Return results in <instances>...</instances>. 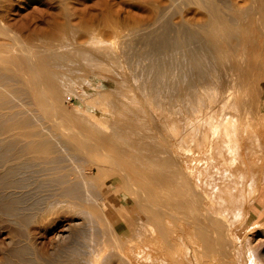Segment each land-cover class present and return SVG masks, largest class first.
I'll return each instance as SVG.
<instances>
[{
	"label": "rangeland",
	"instance_id": "obj_1",
	"mask_svg": "<svg viewBox=\"0 0 264 264\" xmlns=\"http://www.w3.org/2000/svg\"><path fill=\"white\" fill-rule=\"evenodd\" d=\"M143 1H145V0H143ZM143 1L142 0H0V25H1V27H4V29H8V31L18 35L21 38V40H24V41L27 40V41H25V43L28 42V45H30V43L32 46H33L32 43H34V45L36 44L34 47H36L37 45L38 46L41 45L43 47L47 46L46 45L47 40H48V42H47L48 46L49 45L53 46L56 43V39L59 37H61L62 39L66 38V40H64L65 42L66 41L72 42V39H73L74 42L77 41V43H78V41L79 42L82 41V43H84L86 40H88V34L86 33V29H90V30H93V33L96 34L95 35L96 39L99 40L101 37L103 45L105 43V44H109L106 46H110V45H111V47L113 46V49H112V51L110 50V52H114V51L116 52V50H117V52L119 53L120 49H121V51L122 50L124 52L126 51L125 53L122 51L123 54L120 52L119 55H117L118 53L115 55L116 57H118V58H116L117 61L115 60V57L113 55L111 56L110 54H109V57L107 56V59L105 57H104L105 59L104 58L102 59V57H101V59H100L101 62H99L100 63L99 66H102L104 64V62L111 61V63H112V59L115 60V61L113 60V62H114L113 64H111L110 62H108L109 64L106 63L105 64L106 66H104V67H107V68H104L102 66L103 70H105V73H104V71L101 72L100 69L102 67L100 68L98 66L99 69L93 68V67H91V65L88 62H86V60H82V61H85V63L83 62L85 64V66L81 60L80 61L82 64H79L80 61H79V63H77L79 73H80V80L78 81V83H76L77 80H75L74 84L71 83L72 85H68V86H65L63 88L65 95H63V99H62V102H63L62 108L64 109L66 114H69V115H67L69 118V121L72 119L70 122H72V124H74V125L77 124L78 127L82 126L84 124V122H86V120H87V122L91 121V122L95 123L96 125L98 124L100 127H102V130L108 131V127H107L108 123H105L106 120L111 121V119L117 117V115L118 116L120 115L121 119H123L122 117L124 115H127V118H128V117H130V116H128V113L131 114L134 111H136L137 109L138 110L143 109V111H139V112H141V114H139L138 111H136L138 114H136L135 112H134L135 114L134 113L133 114H134V116L135 115L138 116V118L140 115H142V116H140V118L143 117L142 118L143 120L145 118V120L142 121V123L145 122L143 124L145 129L146 128L150 129V130H146L147 132H149V133H147V136L151 135L152 133L154 134V135L152 134V136H155L156 141L154 140V138L152 136L151 137L149 136V138L147 137L148 140L150 141V143L154 144V147H153V145H151L154 148V150H158L159 148L161 149L160 146H162L164 148L163 150L161 149L163 152L169 151L170 148L172 149L169 151V152L172 151L170 154H169V152H167V154H160V156L167 159L169 161V163L172 161L173 165H175L176 163L178 164V165H175V167H174L171 164L172 162L170 163L172 165V167H174V169L172 168L173 172L175 169L177 170V172L175 171L174 173L170 172V173H173V175H175L174 178L180 176V173L183 174L184 176L189 175V177L187 176L188 179L192 178L193 176L194 177L197 176L196 175L197 173H199L200 175H201V173H203L202 175H204V176L198 175L200 177H197V178L193 177L194 179L192 178V181H194V182H195V180H198V179H201V181H202V178H205V176L206 177L209 176V175H206V174H208V172L206 173L205 169L203 168V165L206 163L205 162L206 161L205 156L202 157V159H201V156L205 155V152L200 151L199 153H196L195 150L193 149L194 152L191 151V154H190V152H188L189 148L191 147L188 144L190 142L187 141L188 143H184L183 141H180V137H178V139H177V136L176 137H174L175 135L172 136L173 132H171L172 131L171 127L172 128L176 127L180 134L182 131L184 132L183 129L187 126V123L184 122V119H186L184 117L189 115L188 110L183 108L185 105L183 102L184 100L181 101V97H180L181 92H182L181 89L183 88V86L180 84V82L182 80L180 78V76H181L180 71L181 70L179 69L180 70L179 71L176 67V63H178V60L180 59V55L178 56V54H180V53L178 52L175 54V52H177V51L171 50L174 53L171 54V52H170V55H172V56L174 55L175 58L170 56L169 52H168V55H167V52H163L165 54H160L161 60L160 59L159 60L161 62L162 61L166 62L168 57L174 58L173 59L174 61L178 59L177 62L175 63V65H173V68L170 70V72L171 71L174 72V74H175L174 77L170 76L171 74H173V72L169 73L167 71L168 69L164 68L165 66H162L163 63L158 64L159 67L157 69H160L161 71H162V68H163V70L165 69L164 72L169 73L168 75L164 72H161L162 74H160V70H158L159 73H157L156 69H153V71L154 70L156 71V72L152 71L153 73L148 71V70L152 69V68H150L151 64H149V63L152 62L154 64V62H155L154 59L156 57V56L154 57V55H150V57H149V54H152V50H153V47H151L152 45L150 43H152L156 39L155 38L156 36L161 35L163 32L165 34L168 33V36L169 35L171 37L174 36V37H172L173 39H175L176 37H179L178 32H179L180 27L184 28L185 26L189 25L190 22L192 23L193 20H196L195 18L198 17L199 13H198V10L196 9V8H198V6H194L192 0H182L181 2H180V0H176L177 2L173 1L175 4L172 3L170 0H168L171 2V5H170V2H168L167 0H164V1L163 0H156V1L152 0L154 2L150 1L151 4H149V2H148L149 0H146L148 3L145 1L144 2L145 4L143 3ZM166 1L170 6H166L167 5ZM153 3L155 4V5H153L154 7L152 6ZM172 4H174V5H172ZM159 5H160V7L162 6V8H160V9H162V12L164 10L163 13L166 14L165 17H164V14H163V16L161 15L162 13L159 15V13L161 12V10H159L157 8V7H159ZM155 8L158 9L159 12H158V10H155ZM166 9H168V11ZM194 10H197V11L194 12ZM165 11H167V12H165ZM192 11L194 13H192ZM155 15H158V16H155ZM155 17L157 19H154ZM159 18L160 19L162 18V19L160 20ZM182 18L184 20H181ZM261 18L259 17L255 20L251 19V20H253L252 23L254 24V28L255 29L257 28L256 32L254 30V33L256 35H260V36H258V39H257L258 46L255 48L256 50H254V52H255L254 54H256L257 51H258V53L256 55V58L253 57L252 59H253V61H255V63L258 66H261V69H260V71H258V73L253 72L254 75L252 74L251 75L252 77L250 79L247 80V78H245L247 80L246 81L244 79L245 83H244V80H243V82H241L242 85L240 84L241 86L238 87L239 92L236 91V92H238L236 95L237 98L235 97V99H237V100L239 98H241L240 99L241 101L240 100H239V102L236 101L237 105L241 102V104H239L241 106H239V107L242 108V109L241 108L238 109L237 112H239V110L240 111L243 110V111L239 112L240 114L238 113L239 115L236 114L239 117L236 115H235L236 117L234 116V118H236V120L237 119L239 120V122H237V125L239 128L240 137L237 140V142L239 145H241V144L246 145L247 144L249 146L248 154L245 157V162L247 165V169H246L247 171L245 173H243V175L241 176L243 178V183L242 184H236V186L233 190L235 203L237 204L236 207L234 208L233 211H230L226 217L220 219V221H222L223 223L228 222L227 224H229V223L231 224L228 226H230V229H231L233 236L237 237L239 242H240V244L237 246H240L239 248H241L242 249L241 251H243V252H240L238 257H235V254L233 255L232 253H231V255H228L227 252L225 254L226 255V257H225L224 255H221L220 253H218L216 248H215V250L213 248L210 251L205 250V249L203 250V246H201L202 245L201 240H199V238H197L195 235L196 231H197V228L195 226H197V225L194 224L195 223L194 218H196V220H197L199 217H201L200 219H202V220H200V222L206 220L207 217H205L204 214L207 216L208 212L206 209L208 208L207 207L208 205H207V202L204 203L205 201L202 202L201 204H199L200 202H197V205L201 208L198 210V206H196L197 208H195V209H197L199 211L200 216L198 215L197 210L192 209V208L188 209L187 208L188 205L185 206L189 210L188 212H191V215L196 214L199 217H197L196 215H193L191 217L190 213L187 214V209L184 210L181 206H177V207L173 206L175 209H179L180 212H178V210L176 211L175 209H173L172 206L171 207L169 206L167 208L166 207H162V208L159 207V209H161L162 211L165 210L164 216L166 217V218L163 217L165 219L162 220L163 222L161 223L162 224L161 226L164 227L163 231H165V235H166L168 240H162L157 235L158 234V227H157V224H155L153 221H150L151 223L150 222H142L141 225H140V223H139L140 221H139L137 224V220L140 218L141 212H139L137 210V207L135 206V202L133 199L135 197L134 193L133 194L128 193L123 188H120V186L118 185L119 179L116 180L117 177L115 178V173L113 170H111V172L105 171L99 175L96 172V168H92L93 172L90 173L89 169H88L89 159L87 161L81 157L79 159L80 160L79 161L77 158L79 155L76 156L75 158H73L69 155L71 153L67 154V158L70 156V160L75 162V163L73 164V162H70L69 159H65V160H68V162L67 161L64 162V159H63V161L59 162V165H60V167L65 166L64 167L65 169L66 168L69 169L71 167L70 169L73 170V172H74V174H76V176H73L71 174V170H70V174L72 176L69 175V170H68V172L66 171L68 174L67 176H69V178L68 177L67 178L70 179V180H68V182L74 181L71 184L75 183V185H77V186H79V184H80L81 186H79V187H80L81 191L79 190V192H81L82 194L78 192L77 193L78 195H76V196L72 195L73 197L68 196L67 194H64L65 195L64 196L61 193H64L63 188L65 187V184H62L64 187L61 184H60L61 187L57 184V183H59V178H58L59 176L58 175L61 174L60 173L61 170L55 168L56 171L58 170L57 171L58 175H57V172L55 170H53V168L51 169V166L48 165L47 167H50V168L46 167V169H45V167H44L45 165L43 163L40 164V161L36 163L37 164V166H36V165H34V163L36 162L35 159H32L29 155H27L28 158H26V160H25V159H23V156L24 157H27V156L25 154H23L22 157L21 156L19 157V159L16 158L17 161L13 162V163H15L14 165H16V162H18V160H19V163H17V165L21 164L20 165L21 167H19L17 165L16 166L18 168L22 169V167H23L22 161H25L24 167L27 169L28 163L31 162L28 165L30 168H31V166L32 167L33 166L34 167L40 166L39 168L41 170L39 168H37V169L40 170V172L41 171H43V172L40 173L36 169V167L31 168L32 169L31 171L29 168H28V170H26L24 168L23 170L25 173L23 172V170L21 171L20 169H17V170H15V172L13 171L14 173H17V175H15V174L10 175L9 174L10 176L14 175L15 178L13 176L12 177L9 176L10 177L9 178L7 171L11 168L8 166L11 162H8L9 164L7 163L4 166L1 164L3 168L1 169V167H0V173H1L0 176L3 179V181L0 178V184L1 183H3V184L0 185V190H1L0 193L2 194V195L0 194V200H1L0 201V203H1L0 204V264H68L70 261L73 262L74 260L76 261V262H74L76 264L77 260H78L77 257L79 258L78 261L81 262L79 264H88L89 262H90L89 264H235V263L236 264H246L247 256L245 255L246 252L244 251V249H245L244 246L250 247L251 254L252 255H253V253L255 254L252 256L254 259L251 257L255 261V263H258V260L260 259L261 263L264 264V56H262V58H261V53H262L261 51L264 50V44H262V43H264V41H260V40L264 39V36H262V35H264V32H260V28H258L260 26L257 27V25L262 24L261 20H264ZM152 20H154L153 21L154 23L152 22ZM159 20H160V22H158ZM117 21L119 23L121 22V24H118ZM259 21H261V23H259ZM108 22H109V24H108ZM112 22H113V24H114V22H115V24H117L116 25L117 28L119 27L118 25H120L121 28L117 29V31L119 32L120 35L124 34L122 32L123 31L125 32V30H126L125 35H127L128 33H129V35L127 37L122 36L120 38L113 36V35H116L114 33H113V35H112V33L110 35L109 34L110 30H108V27L110 26V24L113 25ZM166 22H167V24H166ZM106 23L108 24V26ZM151 24L152 25L156 24V26H154V28H153ZM180 24L183 25V27L179 26ZM133 25L134 26L136 25V27H134ZM141 25H143V26L141 27ZM147 25H148V27H147ZM131 26H133L134 28ZM170 26H172V27L170 28ZM129 27H130V29H129ZM137 27L140 29L141 32H139V30H136V29H138ZM262 27H264V25L261 26V29H264ZM141 28L142 29L148 28L149 30L146 29L147 30L146 31L144 29L142 31ZM172 29H173V31H172ZM131 30L132 31L136 30V31H138V33L136 31L131 33L132 32ZM120 31H122V32L120 33ZM144 31H146V32H144ZM160 31H161V33H160ZM175 31H176V34H174ZM153 32H156V33L154 34ZM257 32H259V33L257 34ZM139 35H140V37H139ZM1 36L2 35H0V39H1L0 45L5 44L9 48H11L10 45L7 44V41H8L7 38L3 39L5 36H3V38H1ZM64 36H65V38H63ZM142 36H145V37H142ZM148 36H150V37H148ZM67 37H69V38H67ZM123 37H125V38H123ZM145 38H146V40H145ZM256 38H257V36H256ZM104 39H105V41H104ZM124 39H126V40H124ZM150 39H152V40H150ZM2 40H7V41L4 42ZM28 40H30L31 42ZM101 40H99V41H101ZM108 40H110V41L108 42ZM57 41H58V39H57ZM64 41L62 40V42H64ZM142 41H145L147 44L145 42H142ZM148 41H150V42H148ZM58 42L56 43L57 48H59L58 45L59 46H60V44L62 45V43H58ZM69 42L67 44H65V43L64 44L70 45L71 43H69ZM134 42H135V44H134ZM3 45L1 47H3ZM125 45H127V47ZM134 45H135V49H132V48H134ZM191 46L193 47L192 44H191ZM53 47L56 48L55 45ZM111 47H107V48H111ZM129 47H132V48H129ZM260 47H261V49H260ZM4 48H5V46H4ZM4 48H0V49H2V51H5ZM9 48H7L6 51ZM103 48H105V46ZM115 48H116V50H115ZM9 50L11 51L12 48ZM131 50L134 53V54L131 53V54H133L132 55L133 57L129 53V52H131ZM141 51L142 52L144 51V52L142 53ZM138 53H140V54H138ZM120 54H122V55H120ZM124 54L127 55L126 57L131 59L130 62H129L128 58L124 59V58H126ZM140 55H142V56H140ZM161 55H163L164 57H166V55H167L168 57H166V59H165ZM176 55L178 58L176 57ZM262 55H264V53H262ZM110 56L112 57V59H110ZM121 56H122V58H120ZM157 57L159 58V56H157ZM158 58L156 60H158ZM163 58L165 60H163ZM108 59H110V60H108ZM140 59H141V61H140ZM138 60H139V62H138ZM122 61H124L126 63V65ZM259 61H260V64H259ZM115 63H117V64H115ZM122 63H123V65H122ZM132 63H133V65H132ZM86 64H88V65H86ZM79 65H83L82 67H84V68H82ZM112 65L113 66L122 65L120 68H119V66H118V68H115L118 70L120 69L121 73L118 70H117L118 73H114L115 69H113L114 67L113 68L111 67ZM146 66H147V68L149 67L150 69H147ZM177 66H178V64H177ZM142 67H144V68H142ZM111 68L113 69L114 72L111 71L112 70ZM83 69H85L86 73H85V71H83ZM94 69H95V71H94ZM108 69H111V70H109V72L111 71L110 72L111 75L108 74L109 73ZM175 69L178 70L179 72L176 71ZM122 71H124V73ZM126 72H127L128 76L126 75ZM145 72L147 74H145ZM149 72H150V74H149ZM83 73H84V76H83ZM96 73H98V74H96ZM112 73H114L115 76ZM86 74H87V76H86ZM105 74H106V77L104 76ZM154 74L158 78L160 77L159 78L160 80L158 79V81H160L159 85L156 82H155L156 84H153V82L151 80V79H154L155 81H157V78L155 79ZM165 74H166V76H165ZM176 74H180L179 78L177 77L178 75H176ZM107 75L109 77H107ZM124 75H125V78L123 79ZM141 75H142V77H141ZM143 75L144 76L146 75V76L144 77ZM147 75H148V78H147ZM81 76L85 80H83ZM85 76L87 79L85 78ZM116 76L117 77L120 76V78L118 77L119 78L118 79ZM133 76H135L136 78L134 79ZM169 76L171 77L170 79L173 78L172 82H174V83H171V80L168 79ZM127 77H128V79H127ZM152 77H154V78H152ZM109 78L110 79L112 78V80H110ZM138 78H140V79H138ZM113 79H114V81H113ZM117 79L121 80V81L118 82ZM147 79H148V81H147ZM161 80L164 83H161ZM149 81L151 82V84H153V86L156 85V86H154L156 88V89L154 88L156 90V92L151 87L152 85L151 86L149 85L150 87H148V84H146V83H149ZM177 81L179 82L178 84H177ZM124 82L127 84H125ZM143 82H145V83H143ZM247 82H249V83H247ZM166 83H168V85ZM246 83L248 85H245L246 87H244L243 84H246ZM252 83H253V85L251 86ZM77 84H79V85H77ZM139 84L140 85L142 84V85L140 86ZM144 84H145V87H144ZM162 84H165L166 88L164 87V85L162 86ZM114 85L115 86L117 85V86L115 87ZM171 85H173V86L171 87ZM160 86L162 89L160 88ZM180 86H182V88ZM127 87H129V88H127ZM158 87H159V89H158ZM168 87H170V88L168 89ZM173 87H176V88H173ZM141 88L146 90V92L148 91V94L144 90H142ZM147 89H149L150 91ZM151 89H153V91ZM160 89H161V91H163V93L166 89L167 90L173 89L172 91L174 92V90H175V92L174 93L172 92V94L171 93L168 94L169 91L166 90L165 94H162L159 91ZM116 90L119 91V93L120 92L121 93L119 94ZM127 90H128V92H127ZM180 90H181V92H180ZM70 91L72 92L71 94H70ZM114 91H116L117 93ZM129 92L131 94H129ZM153 92H155V93H153ZM156 93L158 96L156 95ZM122 94H124V95H122ZM149 94L151 95V98H150ZM159 94H161L162 96H160ZM211 94H212V92H210V95ZM128 95H129V98H132V96H133L134 100L128 98V100L130 102L127 101L126 96L128 97ZM146 95H148V96H146ZM167 95H169V96H167ZM117 96L118 97L124 96L126 98L125 100L127 102L124 101L125 102L124 107H127V108H124L125 110L122 109V107L117 106V105L112 106V104H114L116 100H122V97L118 98ZM170 96L172 97L171 101H170ZM248 97L250 99L249 101L247 99ZM113 99H116V100H113ZM153 99L155 100V102H154L155 105L153 104V101H154ZM243 99H245V101ZM131 100H132V104H131ZM135 100L138 102H136ZM134 101H135V103H134ZM151 101H152L151 105L148 106V103L150 104ZM242 101H244L245 103L250 102L249 107H248V105L246 106V104ZM140 104L142 107L139 106ZM158 104H159V106H157ZM236 104H235V106L237 108L238 106ZM242 104H243L244 108H243ZM107 105L111 106L112 109H111V107H109ZM138 107L139 108L141 107L142 109L141 108L139 109ZM171 107H172V109H171ZM65 108H66V110H65ZM129 109L132 111L134 109L135 110L130 113ZM111 110H113V111H111ZM160 110H162V111H160ZM183 110H185V111H183ZM186 111H187L188 115H186L187 114V113H185ZM154 112L155 113L157 112V113L154 114ZM181 112H184V114L186 116L181 115L182 114ZM125 113H127V114H125ZM159 113L161 115L160 118H159ZM174 113H176V114H174ZM178 113L182 117H180V115ZM149 114H150V116H149ZM81 116H82V118H81ZM134 116H133V118H137ZM151 116H152V118H151ZM73 118L75 120L77 119L81 123L79 124V122L77 120H76L77 121L76 122ZM79 118H81V120ZM130 118L132 119V120L131 119L130 120L133 121L132 116ZM140 118L138 120L134 119L135 122L137 121L136 123L133 121V123H135L136 125H134L132 123V126H133L132 127V133H134V135L133 134L132 135L137 137L141 133V135L139 137H141L142 139L141 140L139 139V140L141 142H143V141L146 142L147 138L143 136L144 135L143 131H139V134L137 133V131L140 130V128H142ZM157 118H159V119H157ZM164 118H165V120H164ZM168 118H170V122H167V121H169ZM103 119H105V120H103ZM124 119H126V116ZM182 120H183L184 124H183V122H181ZM138 121L140 122V126H137V124L139 123ZM146 122L148 123V125ZM151 122H152L153 126L156 128L151 126L152 125V124H150ZM67 123H69V122H66V124ZM175 123H177V124H175ZM174 124L177 126H175ZM63 125H64V123H63ZM68 125L70 126L71 124L64 125V127L68 126ZM60 127L62 129V126H60ZM151 127H152V129H151ZM133 129H135V131ZM145 129H142V130H145ZM62 130H64V129H62ZM158 130H160V132ZM64 131L66 132V130H64ZM152 131H155V132H152ZM135 132L137 133V135H135ZM158 134L160 135V137H158L159 136ZM132 135L130 136V138H136V137H133ZM165 136L169 137V139L166 138ZM139 137H137V138H139ZM143 138H146V139H143ZM174 139H175V141H174ZM148 140H147V142L149 144ZM166 140H168L169 144H167L168 142ZM239 140L241 142H239ZM154 141H155V143H154ZM178 141L181 143L180 144L181 146H183V144H185L182 149L179 147L180 145L178 144ZM258 141L260 142L259 144H258ZM139 142L137 143L138 145L136 144L139 148H141L140 146H142V145L144 146V144L147 143V142L146 143L143 142L142 144H140L141 142L140 143ZM156 143H158L159 148H158ZM175 143H176V145H175ZM148 144H147V146H148ZM155 144L157 147L155 146ZM161 144H163L165 146L169 145V150H166L165 149L166 147L161 145ZM171 144H173V146L174 145L175 146L170 147ZM186 144H188L190 147L188 145L186 146ZM238 144L237 145L232 144V145H235L237 147ZM151 146L148 148L145 145L144 147L148 148L149 150L146 148L145 149L148 150V152L152 153V151H154V150L151 149L152 148ZM187 147H189L188 150H186ZM191 148H193V146ZM65 152L67 153L68 151H65ZM173 152L175 153L174 156H173V154H174ZM187 152L190 155L188 158H187V156H188ZM171 154H172V157L175 158V156H176L177 158L172 160L173 158L168 156V155L171 156ZM74 156H75V153H74ZM29 157H30V159H32L31 161L29 160ZM89 157L91 159H95L97 162L99 161L100 163L105 164V159L103 157H98V155L95 153L90 154ZM20 158H22V159H20ZM195 158L198 160V162ZM231 158H232V155L228 156L229 160ZM233 158H235V160H234L235 163L238 162L237 160L240 159L238 155H235V157L233 155ZM233 158L231 159L232 160V163H231L232 168L235 165L239 164V162H238V164L237 163L235 164L233 162ZM236 158H239V159L236 160ZM27 159L29 160V162ZM76 159L79 161L78 164H76L77 163ZM182 159L184 161H182ZM20 160L22 163L20 162ZM33 160H35L34 163H32ZM74 160H76V161H74ZM161 160H163V159L161 157H159L158 162L156 160V162L158 163L157 164L154 160H153L154 161L153 162L151 159V161H150L152 163L151 166H149L150 163H146V162L145 163L151 169H155L156 166L160 165ZM186 160H188V161H186ZM201 160H203V162ZM200 161L202 162V164H200L201 163ZM62 162L69 163L71 166L69 167L68 166L69 164L66 165ZM186 162H189V163L187 164ZM13 163L10 166H12ZM60 163H62V165ZM153 163H154V167H153ZM183 163H186L185 167H184ZM30 164H33V165H30ZM170 164H168L169 167L165 165L166 167H164L165 168L164 172H168L166 169H168V170L170 169ZM179 165H180V167H177ZM190 165H192V166H190ZM7 166L9 169L6 168ZM41 166H43V167H41ZM4 167L6 168L7 171L5 170ZM17 167H15V168L12 167V168L16 169ZM187 167H188V169H187ZM191 167L194 169L190 171V169H192ZM199 167L203 168V172H202V170L199 169ZM178 168L181 169V172H178L180 170ZM34 169H36L37 172H34L35 171ZM49 169L53 170L50 172V176L48 174H45L47 172L49 173V171H50ZM185 169H187V171ZM16 171H18L22 175L20 174L21 175L20 176L19 173ZM54 171L56 172L55 173L56 175L51 174ZM38 172L40 174H43L45 172L43 175H48L47 177H44L46 179L49 177L47 179L48 181H49V179L51 180V178H53L52 175H54V179H52L53 181L51 180L48 182L46 180L47 183H45V179L41 178L42 175L40 176V174H34V173H38ZM27 173L30 176L27 175ZM6 174H7V177L6 176H5V178L2 177ZM24 176H27V177H24ZM56 176H58V177H56ZM55 177L58 178V180L55 179ZM75 177L78 178V179L77 178L76 179L79 182V184H78V182L77 183L75 182V180H76ZM6 178H9V179L12 178V179L10 181L9 179H6ZM22 178H23V181L21 180ZM24 178H25V180H24ZM31 178H33V179H31ZM174 178L172 181V187H170L168 189L169 192L167 191V189H165L167 191L165 193H167V194H165L163 192V194L160 195V193H161L160 191H165L164 189L163 190L162 189L161 190H154L155 192L154 191H153L154 193L152 192L151 198L149 197L150 200H152V199L156 200L155 197L157 198V196L159 197L162 195H164V196L169 195V196H171V198L173 197L172 199L174 200L173 201L174 203L176 201L179 202V200L181 199L180 195L182 193V192L180 193V191H182L183 188L184 189L190 188L191 190L193 189L191 184H190V186L186 185L180 190V188H178V187H180L179 186L180 184L177 186L178 183L175 184L176 179H174ZM178 178H177V182L179 180ZM39 179L41 182L39 181ZM43 179H44V181H43ZM4 180H6V181H4ZM16 180L22 181L23 182V183L21 182L22 185H21V183H19L20 181L18 182L19 183L18 184L16 182ZM54 180H55V182H54ZM190 181H191V179H190ZM201 181L196 182V183H198L200 188L203 187V184ZM70 182H69V184H70ZM12 183H14V184H12ZM148 183H149V186L153 185V182L151 183V181H148ZM4 184H6V185L9 184L7 186L8 188ZM10 184H11V188H10ZM42 185H45V186H42ZM49 185H50V187H49ZM66 185H68V184H66ZM173 185L176 186V187H174V188H176V190H177V188H178V190H180L179 191L180 195H179V193H176V190H174ZM18 186L21 188H19ZM23 186H25V187H23ZM56 187H58V188L56 189ZM2 188H5L6 190H8V191L5 190L6 194ZM9 188L10 189L16 188V189H15V191L13 189H12L13 191H11ZM30 189H32V190H30ZM143 189H145V188H143ZM170 189L172 190L173 193H170V191H171ZM2 190H3V193L5 194V196L8 195L7 192H11V194L10 193L9 194L11 195L10 199L14 202L13 204L11 203L12 201L9 200V198H8L10 195H8V197H6L7 198L6 199L3 196L4 194L2 193ZM17 190H19V191H17ZM202 190H203V188H202ZM30 191H32V192H30ZM112 191H113L112 194H114V195L111 194ZM143 191L141 190L140 193H142ZM17 192L18 193L20 192V193L18 194ZM98 192L101 195H99ZM191 192L193 193V194H191V196H195V195L198 196L200 194V192L197 189H193V191H191ZM40 193H42V194H40ZM189 193H188V197H190ZM17 194L19 195V197L21 199L18 197ZM172 194H174L176 197L179 196L180 199H178V198L174 199L175 196H173ZM177 194H178V196H177ZM60 195H63V196H60ZM141 195H143V193ZM108 196H110L109 200L107 199ZM1 197H3L6 200L2 201L3 199H1ZM40 197H41V199H40ZM50 197H52L53 199H51ZM18 199H20L21 203L18 201ZM40 200L41 201L43 200L42 201L43 204ZM153 200H152V202H153ZM237 200H238V203H237ZM8 201L9 202L11 201V202L9 203ZM50 201H52L55 205L52 206L53 203L50 204ZM108 201H111V202L108 203ZM4 202H5L6 206H8L7 204H9L11 206V209H10V206L8 208H6V206L4 207ZM22 202H24V203H22ZM44 202H47L46 205L50 206L51 211L47 209L48 206H46ZM48 202H49V204H48ZM117 204H118V206H117ZM12 205L13 206L15 205V206L13 207ZM120 205H123V206L119 207ZM178 207H181L183 209V211H185V212H183L181 210V208H178ZM188 207H190V206H188ZM168 208H170V209L172 208L171 209L172 213H173V210H174V212L176 211L175 215L171 213L172 216L171 215L169 216L171 210H167ZM123 210L127 211V213H128L127 216H125V213H123ZM192 210H195V212H197V213H193L194 211H192ZM200 210H202V211H200ZM4 211H8V212H4ZM168 212H169V214H168ZM177 213H179L178 217H177ZM183 213L185 214V216L188 215L189 218H191V220L193 219L192 222H191V220H189V221L186 220L187 216L184 217L185 218L184 219L182 217L184 215ZM138 215H139V217H138ZM127 218H128V221H127ZM189 218L187 217V219H189ZM130 220H132V221L136 220L135 221L136 223L133 222V223H135V224H133L132 221H130ZM124 221H126V222H124ZM187 222L189 224H187ZM122 223H123V226L118 228ZM125 223H127L128 225L130 224L131 227L129 228V226L127 224L125 225ZM190 223L193 226H191ZM67 225H69L68 226L69 228L66 227ZM187 225L190 227H188ZM108 226H110L111 228L109 227L110 229H108ZM192 227L193 228L195 227V228L193 229ZM66 229H68V230L65 231ZM107 229H108V231L109 230L110 231L108 232ZM179 229H181V230H179ZM193 231L195 232V234H193L194 233ZM67 232H68V234H67ZM65 234H67V235H65ZM168 236H169V238H168ZM197 239L199 240V242ZM170 241L172 242L171 245H170V243H171ZM163 242H165V243L163 244ZM166 242H168V243H166ZM246 243H247V245H246ZM26 245H27V247H28V245L30 247L27 248V247H25ZM17 247H18V249L15 250ZM20 247H22V248H20ZM164 247H166V248H164ZM24 248L26 250H28L29 248L30 249L28 251H26ZM21 249H24L26 253L24 254L23 253L24 251H22ZM19 250L22 251V252L20 251V254L22 255V257L16 258L15 255L17 253H19ZM212 250H214L215 252L217 251V253H215ZM11 251H12L13 255L10 254ZM13 252H17V253H13ZM18 255H17V257H19ZM221 256H224V257H221ZM257 256L260 258H258ZM186 257H187V259H186ZM256 258H258V259H256ZM152 259H154L153 262H150V261H152ZM172 260H173V262H172ZM155 261H157V262H155ZM71 262L69 264H72Z\"/></svg>",
	"mask_w": 264,
	"mask_h": 264
},
{
	"label": "bare ground",
	"instance_id": "obj_2",
	"mask_svg": "<svg viewBox=\"0 0 264 264\" xmlns=\"http://www.w3.org/2000/svg\"><path fill=\"white\" fill-rule=\"evenodd\" d=\"M145 1H143V3ZM150 1H152V0L148 1L149 4H151ZM154 1H156V0H154ZM154 1H152V2H154ZM167 1H166V3H167ZM170 1L172 3H174L173 1L177 2L176 0H170ZM170 1H168V2H170ZM181 1L182 0H180V2ZM171 2H170V5H171ZM192 2L194 4V6H198V8H196V9L198 10L199 14H198V17L195 18L196 20H193L192 23L190 22V24L185 26L184 28L180 27L179 32H178L179 37H176L175 39L172 38L174 36L171 37L169 35L171 37L170 38L168 36V33L165 34L163 31H162L163 33L161 35H159L161 33V31H160V33L158 34L159 36H156L155 37L156 39L152 43H150L152 45L151 47H153V50H152V54H149V57H150V55H154V57L156 56L155 59L153 58L155 60V62H154V64L152 62L149 63V64H151L150 68H152V69H150L149 67L147 68V66H146V68L150 69L148 71H150L151 73H153L155 71V70L153 71V69H156L157 73H159L158 70H160V69H157L159 67L158 64L163 63L164 65L162 64V66H165L164 68L168 69L167 71L169 73H171L173 71L170 72V70L173 68V65H175V63L177 62L178 59L174 61L173 59L175 57H174V55L173 56L170 55V52L172 54V53H174L172 51L176 50L177 52H175V54L178 52L180 53V54H178V56L180 55V59L178 60V63H176L177 69L181 70V71L179 70L181 72L180 78L182 79L181 80L182 83L180 82V84L183 86V88H182V86H180L182 88V89L180 88L182 90V92L180 90V92H181L180 97H181V101L184 100L183 102L185 105L183 108L188 110L189 115H188L187 111L185 113H187L186 115H188V116H186L184 114V112H181L182 113L181 115L186 116V117H184V118H186V119H184V122L187 123V126L185 125L186 127L183 129L184 132L182 131L180 134L176 127H173L174 129L171 127V130H172L171 132H173L172 136H174V135H175L174 137L177 136V139H178V137H180V141H183L184 143L190 142L188 144L191 147L193 146V148H191L188 144H186V146L188 145L190 147V148L187 147V149H186V150H188V148H189L188 152H190V154H191V151L194 152L193 149L195 150L196 153H199L200 151L205 152V155H203L204 153L202 154L203 156H201V159H202V157L205 156V160H206L205 162L206 163L204 162L205 164L203 165V168L205 169L206 173L208 172V174H206V175H209V176H207V177L205 176V178H202V181H201V179H198V180H195V182L192 181V178L194 177L193 175H192L193 177L190 178L191 181H190V179L187 178V176L189 177V175L184 176L181 173H180V176H178L179 178L178 177L174 178L175 175H173V173L175 171L177 172V170L175 169L173 172V169H174L175 165H178V164L176 163L175 165H173V162L171 161L172 163L171 162L170 163L174 166V167H172V165L169 163V161L167 159L160 156V154H167V152H169L172 149L170 148V150H169V145L165 146V145L161 144V145L166 147L165 148L166 150H169V151L163 152L162 150L164 148L162 146H160L162 149L161 150L158 146V143H156L159 149L154 150V148H153L154 144H151L150 141L148 140L149 136L151 137L153 133L152 134L150 133L151 135L147 136V133H149V132H147L146 130H150V129L149 128L145 129V127L143 125L145 122L142 123V121H144L145 118H144V120L142 119L143 117L140 118V116H142V115L139 116V118L141 119V124H142L141 127L142 128H140V130H138L137 133L139 134V131H143V133H144L143 136L146 138L148 137L147 140L149 141V144H148L147 140H146L147 143L143 141L144 143H146V144H144V146L146 145V147L149 148L151 145H153V147L151 146L152 147L151 149H153L154 151H152V153H150V152H148L149 149L144 147L143 145H142L143 147L140 146L141 148H139L137 146L138 145L137 143L142 139L141 137H139L141 135V133L137 136L139 138H137L136 136H133L134 133H132V127H133L132 123H133L134 119H136V120L139 119L138 116H136V115L134 116V114L135 113L141 114V112H139V111H143V109L141 108L142 107L141 104L139 106H141L140 108L142 110L137 109L136 111H138V113L136 111H134L135 109L133 110L135 113L129 109L130 110L129 112L130 113L133 112L134 114L128 113V116H130V117L132 116V118H133V116L137 117V118H133V121H131L132 119L130 117L127 118V115H124L122 117L123 119H121L120 115L119 116L117 115V117L111 119V121L106 120L105 123H108L107 124L108 131L102 130V127H100L98 124L96 125L95 123H93L91 121L87 122V120H86V122H84V124L80 127H78L77 124H75V125L72 124V122H70L72 119L69 121V118L67 116L69 114H66V112L62 108V103H63L62 99H63V95H65L63 88L65 86L72 85L71 83L74 84L75 80H77L76 83H78V81L80 80V73H79L77 63H79L80 60L81 61L86 60V62H88L91 65V67L99 69V67L101 68L102 66L103 67L106 66L105 65L106 63H108V62L111 63V61L104 62V64L102 66H99L100 65L99 62H101L100 61L101 57H102V59L104 57L107 59V56L109 57V54H110L111 56L113 55L115 57V60H116V58H118L115 56L118 53L116 48H115L116 52L115 51L110 52V50L112 51L113 46L112 47H111V45L106 46L109 44H105V43L103 45L101 37L99 39L101 41L96 39V36H95L96 34L93 33V30H90V29H86V33L88 34V40H86L84 43H82V41L81 42L78 41V43H77V41L74 42L73 39L70 37L72 39V42L71 41L70 42L68 41V42L71 44L65 45L68 42L66 41L67 42L66 43L64 41V40H66V38L64 36L63 38H65V39H62L61 37L57 38L59 42L56 39V43L57 42L62 43V45L60 44V46H59L57 44L59 47V48H57L56 43H55L54 45L56 48H54L53 47L54 45L48 46V44H47L48 40L46 42L47 46H45V47H43L41 45H39L40 47L38 45H37L38 47L37 46L34 47L36 44L34 45V43H32L33 44V46H32L30 43L31 42L30 40H28V41H30L29 42L30 45H28V42L25 43V41H27V40H25V41L21 40V38L18 35L8 31V29H4V27H1V25H0V35H2L1 38H3V36H5L3 39L7 38V40L9 42L7 40H2V41H4V42L7 41V44L10 45V47L12 48V50L10 51L9 49H11V48H9L7 45H5V44L3 45L2 43L1 44L3 45V47H1L2 45H0V48H4V46H5V48H4L5 51H2V49H0V165L2 164L4 166L8 162H11L10 164L8 163L9 164L8 166L11 168L9 169L8 166L6 167L9 169L8 171L4 167L5 170L7 171L8 177L11 174L17 175V173H14L15 170L20 169L22 171L25 168L24 167L25 161H22L23 162L22 169L17 167V166L21 167L20 166L21 164L17 165V163H19V160H18V162H16L17 166L14 165L15 163H13V162L17 161V159H19L20 156L22 157L23 154H25L26 156L29 155L32 159L36 160L35 163H34L35 160H33V162H32L36 166H37L36 163L40 161V164L43 163L45 165V166L43 165L45 167V169L49 165V166H51V169L53 168V170H55V171H56L55 168L61 170L60 175H58V172H57L58 170L56 171L57 175L59 176V177L56 176L59 178V183H57V182L56 183L60 187L62 184H65V187L62 185L64 187L63 188L64 193H61V194H63V195L67 194L68 196H71V197H73L74 195L75 196L78 195L77 193L80 190L79 186H81V185L77 181V179H78L77 177H75V179L77 178L75 180V182L76 183L78 182L79 186L75 185V183L71 184L74 181H71V182L69 181L71 185L69 184L68 180H70V179H68L69 176H67L68 170H69V175L72 174L73 176H76V174H74L73 170L70 169L71 165L69 163H64L65 161L68 162V160H65V159L70 160V156L75 158L78 155H79L77 157L78 160L81 157L87 161L89 159L88 169H89L90 173L93 172L92 168H96V172L99 175L105 171L111 172V170H113L115 173V178L117 177L116 180L119 179L118 185L120 186V188H123L128 193H132V194L134 193L135 197L133 199L135 202V206L137 207V210L139 212H141L140 218L139 219L137 218L138 219L137 224L139 221H140L139 222L140 225L142 224V222L153 221L155 224H157V227H158V234L157 235L162 240H168V239L165 235V231H163L164 227L161 226L162 225L161 223L163 222L162 220L166 218L164 216L165 210L162 211L161 209H159V207L160 208H162V207L167 208L169 206L170 207L171 206L172 207L173 206L174 207L181 206L184 210L187 208L188 209L189 208L195 209V208H197L196 206H198L197 202H200L199 204H201L202 202L205 201L204 203L207 202V205H208L207 206L208 208L206 209L208 213H207V216L205 214H204V216L207 218L205 221L200 222V220H202V219H200L201 217H199L200 214H199L198 210L201 207L198 206V210L197 209H195V210L198 211L199 216H197L196 214H193V215H196L197 217H199L197 220H196V218L193 217L194 221H195L194 224L197 225L198 227L194 225L197 228V231L195 234V232H194L195 230H194L193 234H195L196 237L199 238V240H201V243H202L201 246H203V250L205 249V250L210 251L211 249L214 248V250H215V248H216L218 253H220L221 255H224L225 257H226V255H225L226 252L228 255H231V253H232L233 255L235 254V257H238L240 252H243V251H241L242 249L239 248L240 246H237L240 244V242H239L237 237L233 236L231 229H230V226H228L231 224L230 223L227 224L228 222L223 223L222 221H220V219L226 217L229 214V212L233 211L234 208L236 207L237 204L235 203L233 190H234L236 184H242L243 183V178L241 176L243 175V173H245L247 171L246 170L247 165L245 162V157L248 154L249 146L247 144L246 145H243V144L239 145L237 142V140L240 137V135H239L240 132H239V128L237 125V122H239V120L237 119L238 120L237 121L236 118H234V116L243 110H241V111L239 110V112H237L238 109L241 108V107H239V106H241V105H239V104H241V102L237 105L236 101L239 102V100L241 98H239L237 100V99H235V97H236L237 93L239 92L238 87L242 85L241 82H243V80L245 78H247V80L250 79L252 77L251 75L253 74V72L258 73V71H260V69H261V66H258L255 63V61H253V59H252L253 57L256 58V55L258 53V51H257V53L254 54L255 53L254 50H256L255 48L258 46L257 39H258V36H260V35H256L254 33V30L256 32L257 28L256 29L254 28V24L252 23L253 20H251V19L255 20L259 17L260 18L262 17L261 19H264V0H192ZM174 4H172V5H174ZM153 5H155V4L153 3L152 6ZM170 5L167 3L166 6H170ZM157 8L159 10H161L159 15L162 13L161 15L163 16L164 10L162 12V9H160V8H162V6L160 7V5H159V7H157ZM158 9L155 8V10H158ZM168 9H166V10L168 11ZM159 10H158V12H159ZM197 10H194V12ZM167 11H165V12H167ZM194 12L192 11V13H194ZM165 15L166 14H164V17H165ZM155 16H158V15H155ZM154 19H157V18L155 17ZM160 20L158 22H160ZM181 20H184V19L182 18ZM153 21L154 20H152V22ZM261 21H262V24L257 25V27L260 26V27H258V28H260V32H264V29H261V26L264 25V20H261ZM261 21H259V23H261ZM108 24H109V22H108ZM108 24H107V26H108ZM112 24H113V22H112ZM118 24H121V22L120 23L118 22ZM156 24L155 25L151 24V25L154 28V26H156ZM166 24H167V22H166ZM181 24L179 26L183 27V25H181ZM113 25L110 24V26H109L110 28L108 27V30H110L109 31L110 35H111V33H112V35L114 33L116 35H113V36H116L119 38L122 36L127 37L129 35V33L127 35H125L126 30H125V32L120 31V33L121 32L124 33V34L120 35L119 32L117 31L118 28H121L120 25H118L119 26L118 28H117V26H116L117 24H115V22ZM133 26H131V27H133ZM142 26L143 25H141V27ZM134 27H136V25ZM147 27H148V25H147ZM171 27L172 26H170V28ZM262 28H264V27H262ZM129 29H130V27H129ZM144 29L146 30L148 28H143V29L141 28L142 31ZM136 30H139V32H141L139 28ZM136 30H134V31H136ZM134 31H132L131 33H133ZM146 31H144V32H146ZM172 31H173V29H172ZM136 32L138 33V31H136ZM153 33L155 34L156 32H153ZM258 33L259 32H257V34ZM174 34H176V31ZM256 36H257V38H256ZM262 36H264V35H262ZM125 37H123V38H125ZM139 37H140V35H139ZM142 37H145V36H142ZM148 37H150V36H148ZM67 38H69V37H67ZM62 40L64 42H62ZM124 40H126V39H124ZM145 40H146V38H145ZM150 40H152V39H150ZM0 41H1V39H0ZM104 41H105V39H104ZM109 41L110 40H108V42ZM260 41H264V39H262ZM142 42H145V41H142ZM148 42H150V41H148ZM134 44H135V42H134ZM191 44L193 45V47L191 46ZM262 44H264V43H262ZM104 46H105V48H103ZM125 46L127 47V45H125ZM6 47L9 48L7 51H6V49H7ZM107 47H111V48H107ZM129 48H132V47H129ZM132 49H135V45H134V48H132ZM260 49H261V47H260ZM122 51L120 49L121 53H122ZM163 52H167V55L169 52V55L174 57V58H170L166 55V57H168L166 62L165 61H164L165 63L163 61L161 62L160 61L161 60L160 54H165ZM261 52L264 53V50H262ZM119 53L117 55H119ZM129 53L130 54L133 53L132 50ZM262 53H261V58H262V56H264V55H262ZM122 54H120V55H122ZM133 54H131V56ZM138 54H140V53H138ZM111 56H110V59H112ZM126 56L127 55H125V57ZM140 56H142V55H140ZM157 56H159V58ZM161 56H163V55H161ZM166 57H164V58L166 59ZM176 57H177V55H176ZM120 58H122V56ZM127 58L128 57H126L124 59H127ZM157 58H158V60H156ZM164 58H163V60H165ZM110 59H108V60H110ZM113 60L114 59H112L111 64L114 63ZM128 60L130 62L131 59L128 58ZM81 61L79 64H82L83 62L85 63V61H82V63H81ZM140 61H141V59H140ZM122 62H124V61H122ZM138 62H139V60H138ZM115 64H117V63H115ZM124 64L126 65L125 62H124ZM177 64H178V66H177ZM259 64H260V61H259ZM86 65H88V64H86ZM122 65H123V63H122ZM122 65H118L119 68ZM132 65H133V63H132ZM79 66L82 67L83 65H79ZM84 66H85V64H84ZM115 66L112 65L111 67L112 68L114 67L113 69L118 68V66H116V67ZM103 67L100 70H101V72L104 71V73H105V70H103ZM82 68H84V67H82ZM104 68H107V67H104ZM142 68H144V67H142ZM111 69H108V72ZM113 69L111 70L112 72H114ZM117 70L118 69H115L114 73H118ZM164 70L162 68V71L160 70V74H162L161 72H164ZM178 70H176V71H178ZM83 71H85V69H83ZM94 71H95V69H94ZM118 71L121 73L120 69ZM110 72L108 73L109 75H111ZM122 72L124 73V71H122ZM150 72H149V74H150ZM85 73H86V71H85ZM114 73H112V74H114ZM164 73H166L167 75L169 74L167 72H164ZM96 74H98V73H96ZM106 74L104 75L105 77H106ZM145 74H147V73L145 72ZM155 74H154V77H155V79L157 78V81H158V79L160 77L158 78ZM166 74H165V76H166ZM173 74H174V72H173ZM173 74H171L170 76L174 77L175 74L174 75ZM126 75H127V72H126ZM176 75H178L177 77L179 78L180 74H176ZM83 76H84V73H83ZM86 76H87V74H86ZM86 76H85V78H86ZM114 76H115V74H114ZM135 76H133L134 79L136 78ZM170 76L168 77V79L171 78ZM107 77H109V76L107 75ZM118 77L120 78V76H118ZM141 77H142V75H141ZM154 77H152V78H154ZM112 78L111 79L109 78V79L112 80ZM124 78H125V75H124L123 79ZM147 78H148V75H147ZM82 79H83V77H82ZM114 79H113V81H114ZM127 79H128V77H127ZM138 79H140V78H138ZM172 79H170L171 83H174V82H172ZM83 80H85V79H83ZM151 80H152L153 84L158 83V85H159L160 81L157 82L154 79H151ZM245 80H244V83H245ZM120 81L121 80H118V82H120ZM147 81H148V79H147ZM249 82H247V83H249ZM143 83H145V82H143ZM149 83H146V84H148V87H150L152 85L151 87L154 89L155 88L154 86H156V85L153 86V84H151L150 81H149ZM161 83H164V82H162V80H161ZM178 83L179 82L177 81V84ZM247 83L243 84V86L246 87L245 85H248ZM125 84H127V83H125ZM166 84L168 85V83H166ZM77 85H79V84H77ZM163 85H164V87L166 86L165 84H162V86ZM252 85H253V83L251 84V86ZM172 86L173 85H171V87ZM144 87H145V84H144ZM127 88H129V87H127ZM160 88H161V86H160ZM169 88L170 87H168V89ZM173 88H176V87H173ZM149 89H147V90H149ZM153 89H151V90L153 91ZM158 89H159V87H158ZM161 89L159 91L162 94H165V91L167 89L164 91V93H163V91H161ZM142 90H144V89H142ZM172 90L173 89L167 90V91H169L168 94L169 93L172 94V92H173ZM116 91H114V92H116ZM144 91L146 92V90H144ZM236 91H238V92H236ZM117 92L119 93V91H117ZM127 92H128V90H127ZM155 92H156V90H155ZM155 92H153V93H155ZM174 92H175V90H174ZM210 92H212L211 95H210ZM71 93L72 92L70 91V94ZM146 93L148 94V91ZM124 94H122V95H124ZM129 94H131V93L129 92ZM156 95H157V93H156ZM159 95L162 96L161 94H159ZM146 96H148V95H146ZM149 96L151 98L150 94H149ZM167 96H169V95H167ZM120 97H122V100L113 99L116 101L114 104H112V106L117 105V106L122 107V109L127 108L124 106H125V102L129 101L128 100L129 95H128V97L126 96L127 101L125 100L126 98L124 96H119L118 98H120ZM133 98L134 97L132 96V98H129V99H133ZM171 98L172 97L170 96V101H171ZM245 99H243V100L245 101ZM247 99H248V101L250 100L249 97ZM135 101H134V103H135ZM244 101H242V102H244ZM136 102H138V101H136ZM154 102H155V100L153 101V104H154ZM151 103H152V101L150 102V104L148 103V106L151 105ZM131 104H132V100H131ZM235 104L238 106L237 108H236ZM245 104H246V106L248 105V107H249L250 102L245 103ZM107 106H109V105H107ZM157 106H159V104ZM242 106H243V104H242ZM109 107H111V106H109ZM243 108H244V106H243ZM111 109H112V107H111ZM171 109H172V107H171ZM65 110H66V108H65ZM162 110H160V111H162ZM111 111H113V110H111ZM183 111H185V110H183ZM156 113L154 112V114H156ZM125 114H127V113H125ZM174 114H176V113H174ZM181 115H180V117H182ZM238 115H236V116H238ZM125 116H126V119H124ZM149 116H150V114H149ZM160 116L161 115L159 113V118H160ZM81 118H82V116H81ZM81 118H79V119L81 120ZM151 118H152V116H151ZM159 118H157V119H159ZM168 119H169V121H167V122H170V118H168ZM103 120H105V119H103ZM164 120H165V118H164ZM66 122H69L67 124H71V125L64 127V125H67ZM181 122H183V120ZM184 122H183V124H184ZM63 123H64V125H63ZM80 123L81 122H79V124ZM135 123H133V124L136 125ZM150 124H152V122ZM175 124H177V123H175ZM147 125H148V123H147ZM60 126H62V129L66 130V132L64 130H62ZM137 126H140V122L137 124ZM151 126H153V124ZM175 126H177V125H175ZM154 128H156V127H154ZM135 129H133V130L135 131ZM142 129H145V130H142ZM151 129H152V127H151ZM160 130H158V131L160 132ZM152 132H155V131H152ZM137 133L135 132V135H137ZM131 135L133 137H136V138H130ZM152 137L155 140V136H152ZM158 137H160V135ZM146 138H143V139H146ZM166 138L169 139V137H166ZM175 139H174V141H175ZM155 141H154V143H155ZM166 141L168 142V140H166ZM143 142H141L140 144H142ZM239 142H241V141L239 140ZM259 143L260 142L258 141V144ZM147 144H148V146H147ZM156 144H155V146H156ZM167 144H169V142ZM178 144L180 145L181 143L178 141ZM232 144H235V145L238 144V146L236 147L235 145H232ZM175 145H176V143H175ZM184 145L185 144H183V146ZM172 146H173V144L170 145V147H172ZM183 146L180 145L179 147L182 149ZM145 148L148 150H146ZM65 151H68V152L66 153ZM171 152H169V154ZM69 153H71L73 156ZM74 153H75V156H74ZM92 153L97 154L98 157H103L105 159V164H102L99 161L97 162L95 159H91L89 156ZM67 154L70 155V156L68 155L69 156L68 158H67ZM174 155H175V153L173 154V156ZM231 155H232V158H233V155H234V157H235V155H238L240 158V159L236 158V160L239 159V160H237L239 162V164H238V162H236L238 165H235L233 168L231 166V163H232L231 159L232 158L230 160L228 159V156H231ZM168 156L172 157V154H171V156L170 155H168ZM189 156L190 155L188 153L187 158ZM30 157H29V160L31 161L32 159H30ZM159 157H161L163 159V160H161V163L159 162L160 165L156 166L155 169H151L150 167H148V165L146 163H150L149 166H151V164H152L150 162L151 159H152V161L154 160L156 162V160H157V162H158ZM26 158H28V156L27 157L23 156V159L26 160ZM172 158H173L172 160H174L177 157L175 156V158L174 157H172ZM20 159H22V158H20ZM63 159H64V162H62V163L66 164V165L69 164L68 166L70 168L69 169L66 168L67 170L64 168L65 166L60 167V165H59V162L63 161ZM29 160H28V162H29ZM76 160H74V161H76ZM78 160L76 161L77 162L76 164L79 163L80 160L79 161ZM188 160H186V161H188ZM234 160H235V158H233V162L235 163ZM182 161H184V160L182 159ZM201 161L203 162V160H201ZM20 162H21V160H20ZM70 162H73V161L70 160ZM197 162H198V160H197ZM202 162L200 164H202ZM12 163H13V165L10 166ZM29 163H31V162H29ZM29 163H28V165H29ZM62 163H60V164L62 165ZM74 163L75 162H73V164ZM186 163L188 164L189 162H186ZM186 163H183L184 167H185ZM168 164H170L171 170L166 169L168 172H164L165 171L164 167H166V166L169 167ZM2 165L0 166L1 169L3 168ZM28 165H27V169L25 168L26 170H28V168H29L31 171L32 170L31 168L36 167V166L35 167L31 166V168H30ZM30 165H33V164H30ZM14 166L17 168L13 169V168H15ZM43 166H41V167H43ZM190 166H192V165H190ZM39 167H36V169ZM153 167H154V163H153ZM177 167H180V165ZM201 167H199V169L202 170V172H203V168H201ZM47 168H50V167H47ZM36 169H34L35 170L34 172H37ZM51 169H49L50 171L48 170L49 173L48 172L47 173L44 172V173L48 174L50 176V172L53 171ZM178 169H180V168H178ZM187 169H188V167H187ZM187 169H185V170L187 171ZM193 169L194 168L190 169V171ZM40 170H38V171L40 172ZM70 170H71V174H70ZM55 171L51 174L56 175ZM16 172H18V171H16ZM23 172H24V170H23ZM39 172L34 173V174H40L43 171H41L40 173ZM170 172H173V173H170ZM178 172H181V169ZM21 173H19V175ZM7 174L2 176V177H4V178H5V176L7 177ZM43 174H40V176L42 175L41 178L48 176V175H43ZM202 174L203 173H201V175L199 173H197L196 174L197 176H195V177L197 178L200 176H204ZM27 175H29V174L27 173ZM54 175H52L53 178H51V180L54 179ZM198 175H200V176H198ZM12 176L15 178L14 175H12ZM12 176H10V177H12ZM24 177H27V176H24ZM56 177H55V179L58 180V178H56ZM0 178H1V176H0ZM9 178H6V179H9ZM173 178L176 179L175 184L178 183L177 186L180 184L179 185L180 187H178V188H180V190L184 186H186V185L190 186V184H191L192 188L197 189L200 192V194L198 196H196V195L191 196V194H193L191 192V191H193V189L191 190L190 188L189 189L183 188V190L180 191V190H178V188L176 190V188H174L176 186L173 185V188H174V190H176V193H179V191H180V193L182 192L181 195L179 193L181 199L179 198L178 194H177L178 197H176L174 194H172V195L175 196L174 199L178 198L181 201L179 200V202L176 201L174 203L173 202L174 200L172 199L173 197L171 198V196H169V195L168 196L162 195L159 197L157 196V198L154 196L156 200L152 199L153 200V202H152V200H150L152 192L154 190H161V189L162 190L167 189V191L169 192L168 189L170 187H172ZM177 178L179 179L178 182H177ZM11 179H9V180L11 181ZM31 179H33V178H31ZM40 179H39V181H40ZM44 179H45V183H47L46 182L47 179L46 178H44ZM44 179H43V181H44ZM21 180L23 181V178ZM24 180H25V178H24ZM51 180L49 179V181H51ZM2 181H3V179H2ZM4 181H6V180H4ZM19 181L20 180H16L17 183ZM22 181H20L19 183H21ZM148 181H151V183L153 182V185L149 186ZM197 181L202 182L203 190H202V188L199 187L198 183H196ZM54 182H55V180H54ZM22 183H21V185H22ZM1 184H3V183H1ZM12 184H14V183H12ZM66 184H68V185H66ZM4 185L7 187L9 184L8 185L4 184ZM42 186H45V185H42ZM23 187H25V186H23ZM49 187H50V185H49ZM10 188H11V184H10ZM19 188H21V187H19ZM57 188L58 187H56V189ZM143 188H145V189H143ZM2 189L5 192L6 189L5 188H2ZM12 189H10V190L15 191L16 188L13 190ZM140 189L142 191L144 190L142 192L143 195H141L142 193H140L141 192ZM3 190H2V193H3ZM30 190H32V189H30ZM6 191H8V190H6ZM17 191H19V190H17ZM167 191L166 190L160 191L161 192L160 195L163 194V192L165 193ZM0 192H1V190H0ZM30 192H32V191H30ZM9 193L11 194V192H7L8 195H10ZM79 193H81V192H79ZM112 193H113V191L111 192V194ZM170 193H173L172 190L170 191ZM188 193L190 194V197H188ZM5 194H6V192H5ZM5 194L3 196L5 198L8 197V195L5 196ZM40 194H42V193H40ZM98 194L101 195L99 192H98ZM165 194H167V193H165ZM63 195H60V196H63ZM112 195H114V194H112ZM18 197H19V195H18ZM8 198H9V200H11L10 199L11 195ZM50 198L53 199L52 197H50ZM109 198H110V196L107 197L108 200H109ZM1 199H3L2 201H4L7 198L4 199L3 197H1ZM20 199H18L19 202H20ZM40 199H41V197H40ZM52 201H50V204H52L54 202V201L53 202ZM110 202L111 201H108V203H110ZM11 203L13 204L14 202L12 201ZM22 203H24V202H22ZM44 203L46 205L47 202H44ZM237 203H238V200H237ZM42 204H43V202H42ZM48 204H49V202H48ZM7 205L8 206H6L5 202H4V207L6 206V208H8L10 206L9 204H7ZM53 205H55V204L53 203L52 206ZM187 205L190 207H188ZM46 206H48V205H46ZM117 206H118V204H117ZM121 206H123V205H120L119 207H121ZM185 206H187V208ZM48 207H47V209L50 210V206H48ZM174 207H173V209H175ZM181 207H178V208H181ZM182 208H181V210L183 211ZM10 209H11V206H10ZM171 209L168 208L167 210H171ZM188 209H187V214L190 213V216L192 217L193 215H191V212H188L189 211ZM175 210L176 211L178 210V212H180L179 209H175ZM195 210H192V211H194L193 213H197V212H195ZM200 211H202V210H200ZM4 212H8V211H4ZM175 212L173 210V213H172V210H171L170 214H169V212H168V214H169V216L170 215L172 216V214L175 215ZM183 212H185V211H183ZM123 213H125V216H127V214H128L126 210L125 211L123 210ZM178 215H179V213H177V217H178ZM186 216L189 218L188 215H186ZM186 216L184 214L182 217L184 218ZM138 217H139V215H138ZM163 217H165V218H163ZM187 217H186L187 221L191 220V218L187 219ZM192 220H191V222H192ZM127 221H128V218H127ZM130 221H132V220H130ZM135 221L136 220H133L132 223ZM124 222H126V221H124ZM135 223H133V224H135ZM126 224L127 223H125V225ZM187 224H189V223L187 222ZM69 225H67L66 227L69 228L68 227ZM190 225H191V223H190ZM122 226H123V223L118 228H120ZM128 226H129V228L131 227L130 224ZM191 226H193V225H191ZM109 227L110 226H108V229L111 228V227L110 228ZM188 227H190V226H188ZM108 229H107V231H108ZM181 229H179V230H181ZM67 230L68 229H66L65 231H67ZM67 234H68V232H67ZM67 234H65V235H67ZM168 238H169V236H168ZM199 240H198V242H199ZM164 243L165 242H163V244ZM166 243H168V242H166ZM171 244H172V242L170 243V245ZM246 245H247V243H246ZM25 247H27V245ZM28 247H30V246L28 245ZM20 248H22V247H20ZM164 248H166V247H164ZM244 248H245L244 251L246 252L245 255L247 256L246 264H262L260 259L258 260V263H255V261L253 260L254 258L252 257L255 254L254 253H253V255L251 254L250 247L244 246ZM17 249H18V247L15 250H17ZM24 249H21V250L24 251L23 253L25 254L26 249L25 250ZM21 250H19V253H17L18 251L13 252V253H17L16 255L14 254L16 256V258L22 257V255L20 254ZM28 250H26V251H28ZM214 250H212V251H214ZM12 251L10 254H12ZM217 251L216 252L214 251V252L217 253ZM17 255L19 257H17ZM224 256H221V257H224ZM258 258H260V257H258ZM258 258H256V259H258ZM77 259L79 260L78 257H77ZM186 259H187V257H186ZM78 260H77L76 264L81 263ZM153 260L154 259H152V261H150V262H153ZM74 262H76V261L74 260L71 263L75 264ZM155 262H157V261H155ZM172 262H173V260H172Z\"/></svg>",
	"mask_w": 264,
	"mask_h": 264
}]
</instances>
